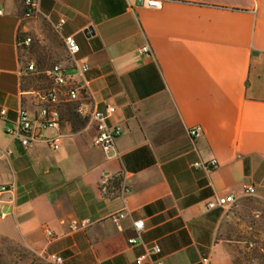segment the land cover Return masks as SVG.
<instances>
[{
  "label": "crops",
  "instance_id": "crops-1",
  "mask_svg": "<svg viewBox=\"0 0 264 264\" xmlns=\"http://www.w3.org/2000/svg\"><path fill=\"white\" fill-rule=\"evenodd\" d=\"M0 9V152L11 150L0 156V182L13 186L4 196L13 204L0 219H8L2 233L44 259L60 255V264H135L154 243L163 264H239L233 237L246 226L239 211L249 197L264 202V0H163L159 8L135 0H39L28 19L22 0H0ZM49 30L62 41L67 74L75 63L88 64L78 77L89 92L84 108L115 106L108 122L122 128L118 155L93 143L94 121L71 113L63 95L59 155L47 151L52 130L42 129L28 147L5 131L19 107L38 114L37 91L51 84L46 76L45 88L36 85L44 69L39 39L51 44ZM25 35L32 38L26 48L18 44ZM67 35L80 45L73 57ZM143 45L149 50L141 53ZM194 125L202 130L192 140L187 129ZM210 158L217 165L209 171L192 165ZM230 193L232 216L208 207ZM120 210L119 228L109 216ZM83 217L94 222L69 230V221ZM136 219L144 222L142 242L132 245Z\"/></svg>",
  "mask_w": 264,
  "mask_h": 264
},
{
  "label": "built area",
  "instance_id": "built-area-1",
  "mask_svg": "<svg viewBox=\"0 0 264 264\" xmlns=\"http://www.w3.org/2000/svg\"><path fill=\"white\" fill-rule=\"evenodd\" d=\"M136 4L148 8H159L162 5L163 0H135ZM23 4V18H31L39 12V0H22ZM1 13V9H0ZM65 19L60 18L57 24L54 26L55 31L58 32ZM32 38L30 36H23L19 40L18 44L23 47H28L31 44ZM63 43L67 49L68 54L73 57L80 50V45L75 41L72 35L63 37ZM149 50L148 45H143L139 48V52L144 53ZM28 70H34L35 64L29 63L27 65ZM87 63H75L74 75H69L65 72L63 65L60 62L51 64L49 67L43 69V73L49 78L51 84L41 91H37V95L41 100V104L38 109V114L34 118L30 111L25 107H19L16 111V116L13 124H9L5 127V131L13 138L20 142L22 146H31L33 141L39 136V132L42 129L52 130L47 136L45 141L48 146L57 150L62 142V133L60 132L61 114L57 107L60 101V96H65L67 101H74L76 103V112L82 116H88L94 121V136L93 143L102 148L106 153L113 151L114 155H118L115 148V139L121 134L122 128L119 125H111L108 122L109 116L115 109L114 105L107 104L104 109L93 108L86 110L83 106V97L89 93L87 88V82L84 80H78V77H82L87 71ZM1 115L6 114V109L0 110ZM201 126L194 125L188 127L187 133L195 140L201 134ZM10 149L1 150L0 156H6L10 154ZM196 168L204 171H209L212 167L217 165L216 158H210L207 160H197L192 163ZM13 189V186L9 183L0 182V219L5 218L8 215V210L5 208L8 204H13V200L5 198V194ZM123 193L128 191L127 187L122 188ZM243 191L247 195L254 193L253 185H243ZM234 195L227 194L224 196H217L214 201L208 202V207L212 208L219 206L226 214L231 213L233 206ZM256 214L258 212L256 211ZM126 216V211L120 210L111 213L109 218L111 221L120 228V220ZM94 222L90 217H83L81 219H73L69 221L68 227L71 231L84 230L88 228ZM135 235L128 238L130 244H139L142 242L140 233L144 228V222L142 219H136L132 223ZM46 234L49 237L53 236V232L50 229H46ZM253 243H249L252 246ZM160 253V247L154 243L144 248L143 253L135 258V264H144L146 260H151L152 264H163L157 257ZM47 260H51L55 263H62V257L60 255L50 253L46 256Z\"/></svg>",
  "mask_w": 264,
  "mask_h": 264
},
{
  "label": "rangeland",
  "instance_id": "rangeland-1",
  "mask_svg": "<svg viewBox=\"0 0 264 264\" xmlns=\"http://www.w3.org/2000/svg\"><path fill=\"white\" fill-rule=\"evenodd\" d=\"M47 34L51 44L47 43L44 37L39 39L40 63L38 65L40 71L53 63L60 62V56L63 55L64 46L56 32L49 30ZM31 49L35 50L33 47ZM36 79V85L42 88L47 86L48 79L43 72L37 74ZM67 109L73 113L71 107L68 106ZM62 147L58 150L47 149V151L51 156L55 153L59 155L64 149ZM256 211L258 214H256ZM233 214L234 209L231 208L229 216ZM239 216L246 223V226L244 230L233 237L239 241L238 247H235L237 262L239 264H264V260L257 256V254L264 253V202L255 201L250 197L247 198L239 211ZM7 222L8 219L0 223V264H47L46 259L30 249L16 235L2 233L1 227ZM249 242L253 243L251 247Z\"/></svg>",
  "mask_w": 264,
  "mask_h": 264
},
{
  "label": "trees",
  "instance_id": "trees-1",
  "mask_svg": "<svg viewBox=\"0 0 264 264\" xmlns=\"http://www.w3.org/2000/svg\"><path fill=\"white\" fill-rule=\"evenodd\" d=\"M67 104H68L69 107L72 108V110H73L74 112H76V103H75L74 101H68ZM76 113H77V112H76ZM257 256H258L259 258H262V259L264 260V253L257 254ZM47 264H49V263H47Z\"/></svg>",
  "mask_w": 264,
  "mask_h": 264
},
{
  "label": "water",
  "instance_id": "water-1",
  "mask_svg": "<svg viewBox=\"0 0 264 264\" xmlns=\"http://www.w3.org/2000/svg\"><path fill=\"white\" fill-rule=\"evenodd\" d=\"M88 29H85V32L87 31Z\"/></svg>",
  "mask_w": 264,
  "mask_h": 264
}]
</instances>
